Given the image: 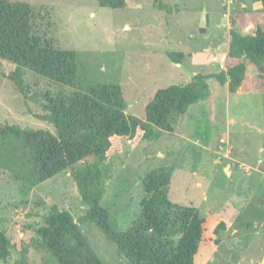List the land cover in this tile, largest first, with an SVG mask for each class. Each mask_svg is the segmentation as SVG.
<instances>
[{
    "label": "rangeland",
    "instance_id": "1",
    "mask_svg": "<svg viewBox=\"0 0 264 264\" xmlns=\"http://www.w3.org/2000/svg\"><path fill=\"white\" fill-rule=\"evenodd\" d=\"M17 1L32 7L39 36L76 52L82 85L118 84L125 112L141 119L157 89L191 79L169 54L182 52L183 64L194 74L219 72L229 64L231 30L248 34L264 28L262 0H161L163 10L153 0H126L115 9L96 0ZM246 64L248 75L235 92L212 80L207 99L171 115L172 131L124 141L123 150L106 160L100 204L114 231L141 222L142 178L156 166L171 165L169 199L194 206L204 219L194 264H264V72ZM13 68L0 59V122L54 132L39 118L44 94L71 89L27 73L23 97L6 76ZM52 204L72 214L105 264H130L94 222L80 219L87 205L68 169L29 187L1 168L0 229L11 247L0 264H19L22 246L29 264H58L49 252L30 245ZM220 221L225 228L214 233Z\"/></svg>",
    "mask_w": 264,
    "mask_h": 264
},
{
    "label": "trees",
    "instance_id": "2",
    "mask_svg": "<svg viewBox=\"0 0 264 264\" xmlns=\"http://www.w3.org/2000/svg\"><path fill=\"white\" fill-rule=\"evenodd\" d=\"M96 1L112 9L126 5V0ZM262 3L264 8V0ZM153 4L157 9L165 8L161 0H153ZM33 18L29 3L0 0V59L14 65L6 76L23 97L29 87L27 73L71 91L44 94V114L39 118L49 121L54 132L0 122V168L29 187L68 169L87 205L80 219L94 222L130 264H194L204 219L194 206L169 199L173 167L159 165L146 173L142 178L141 222L116 232L100 204L105 192L104 163L123 150L124 141L155 138L162 131H172L171 115H182L191 104L207 99L212 80L220 86L227 84L228 90L235 92L248 75L247 61L264 72V28L257 27L248 34L231 30L226 69L198 72L184 84L157 89L145 104L141 119L125 112L126 102L118 84L82 85L78 81L76 52L56 47L48 38L39 36L33 29ZM169 56L182 62L184 55L173 52ZM224 228L225 222L220 221L214 233ZM30 245L49 252L58 264H105L72 214L56 204L36 229ZM10 247L0 229V260H7ZM27 253V247L22 246L19 264H29Z\"/></svg>",
    "mask_w": 264,
    "mask_h": 264
},
{
    "label": "water",
    "instance_id": "3",
    "mask_svg": "<svg viewBox=\"0 0 264 264\" xmlns=\"http://www.w3.org/2000/svg\"><path fill=\"white\" fill-rule=\"evenodd\" d=\"M206 23H207V21H206V13H205V11H203V13H202V18H201V22H200V31H205V26H206ZM168 60L173 64V65H175V66H178V67H180V68H182L185 72H187L188 73V75L190 76V77H192L193 75H194V73H192L184 64H183V62H181V61H175V60H173L169 55H168Z\"/></svg>",
    "mask_w": 264,
    "mask_h": 264
}]
</instances>
